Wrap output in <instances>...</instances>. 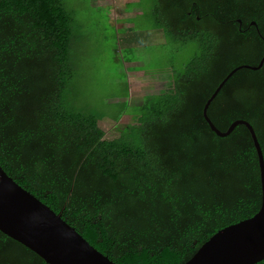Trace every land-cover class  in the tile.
<instances>
[{
	"label": "trees",
	"instance_id": "trees-1",
	"mask_svg": "<svg viewBox=\"0 0 264 264\" xmlns=\"http://www.w3.org/2000/svg\"><path fill=\"white\" fill-rule=\"evenodd\" d=\"M135 1L129 34L141 18L164 44L196 54L167 69L164 92L109 116L77 105L81 39L69 1L0 0V166L115 264H184L260 208L249 132L218 137L202 109L230 71L264 56V0ZM124 87L112 97H127ZM207 115L223 132L247 121L264 159V63L236 71ZM0 264L46 263L0 232Z\"/></svg>",
	"mask_w": 264,
	"mask_h": 264
},
{
	"label": "water",
	"instance_id": "water-1",
	"mask_svg": "<svg viewBox=\"0 0 264 264\" xmlns=\"http://www.w3.org/2000/svg\"><path fill=\"white\" fill-rule=\"evenodd\" d=\"M238 23H241L238 20ZM255 26V22H251ZM257 66L240 65L215 88L205 102L202 115L218 137L228 136L237 125L246 127L258 158L261 204L252 217L226 226L212 235L184 264H256L264 260V159L252 126L236 120L226 131L215 127L207 109L224 83L238 70H258ZM0 232L23 245L46 264H115L91 246L76 230L48 206L18 185L0 166Z\"/></svg>",
	"mask_w": 264,
	"mask_h": 264
},
{
	"label": "rangeland",
	"instance_id": "rangeland-1",
	"mask_svg": "<svg viewBox=\"0 0 264 264\" xmlns=\"http://www.w3.org/2000/svg\"><path fill=\"white\" fill-rule=\"evenodd\" d=\"M68 1L78 20L76 31L81 39V45L78 44L79 77L75 85L80 91L77 105L87 108V111L112 116L113 113L109 112L122 103L113 101L115 97L112 96L124 93L126 77L132 72L144 75L143 85L139 79L133 82L136 85L134 88L137 87L135 98H132L129 106L126 102L125 104L129 110L134 107L130 105L143 104L149 97L167 89L168 68L174 65L175 70L181 71V65L196 54L194 46L178 51L172 43L164 44L160 32L142 28L139 23L142 22L141 18L132 23L137 29L132 35L129 34L131 41L127 47L128 30L125 28L129 25V20L124 18L132 14L131 9L138 10L129 4L136 2L135 0ZM126 3L130 5V9ZM120 19H123L118 24L121 26L114 27L113 21ZM168 59L172 61L169 62ZM124 127L125 123L121 120L115 129L122 130Z\"/></svg>",
	"mask_w": 264,
	"mask_h": 264
},
{
	"label": "crops",
	"instance_id": "crops-1",
	"mask_svg": "<svg viewBox=\"0 0 264 264\" xmlns=\"http://www.w3.org/2000/svg\"><path fill=\"white\" fill-rule=\"evenodd\" d=\"M126 4H128V3H126ZM131 13L132 14H130V16H128V17H126V18H124V20H129V18H132V17H134V15H135V13H136V11L137 10H135V9H131ZM128 14H129V12H128ZM121 20H123V19H120V20H115V21H113V26L114 27H118V26H121V25H118V24H120L121 23ZM122 27H124V24H123V26ZM126 30V29H125ZM153 32H160L161 33V36H162V38H163V35H162V32L161 31H159V30H152ZM127 37H128V39H127V47H129V41H131L130 39L131 38H129V32H127ZM131 35H132V33H131ZM131 43V42H130ZM139 76H142V77H139ZM144 77V75H141L140 73H135V74H133V72L131 73V74H129L128 73V76L126 77V81H127V84H128V96L127 97H115L114 99H113V101H120V102H122V103H127L128 104V106H129V102L132 100V98H135L134 97V95H136V89H137V87H136V89L134 88V86H136L133 82L136 80V79H139L140 81H141V83H142V85H143V78ZM157 77H160V76H157ZM147 78V77H146ZM169 82V79L167 80V83ZM135 83H137V82H135ZM146 86V85H145ZM164 92V91H163ZM162 93V92H161ZM158 94H160V93H158ZM141 104L139 103V104H135V105H130V106H140Z\"/></svg>",
	"mask_w": 264,
	"mask_h": 264
}]
</instances>
